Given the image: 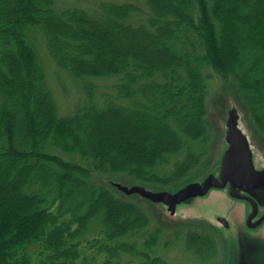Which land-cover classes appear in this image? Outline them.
Masks as SVG:
<instances>
[{
	"label": "trees",
	"instance_id": "1",
	"mask_svg": "<svg viewBox=\"0 0 264 264\" xmlns=\"http://www.w3.org/2000/svg\"><path fill=\"white\" fill-rule=\"evenodd\" d=\"M142 1L0 0V264H165L159 231L111 182L176 190L210 169L211 71L264 132V0ZM31 29L82 82L72 114L57 111ZM108 77L98 98L91 79ZM215 229L188 228L185 250L214 259Z\"/></svg>",
	"mask_w": 264,
	"mask_h": 264
},
{
	"label": "rangeland",
	"instance_id": "2",
	"mask_svg": "<svg viewBox=\"0 0 264 264\" xmlns=\"http://www.w3.org/2000/svg\"><path fill=\"white\" fill-rule=\"evenodd\" d=\"M101 1L109 0H55L59 8L82 7L86 10L97 8ZM111 1H130L136 3V5H138L144 11L146 9V6L144 5L142 0ZM31 30V34L29 32V39L36 47L40 57L43 58L41 59L46 69L47 83L56 103L57 111L60 115L72 114L75 106L81 104L85 98V92L82 82H75L66 72L56 66L47 52L42 32L38 29ZM211 74L212 78L209 80L208 96L206 100L207 117L214 128V132L218 133V139L216 138L211 150L212 154L210 157V161L212 165L210 169H213L215 164H217L219 155L225 148L223 134L225 130L227 111L231 107H235L237 109L239 115V127L248 136L249 142L252 146L253 158L256 167H263L264 132L261 131L258 126L249 118L245 109L241 106L237 95V87L235 81L231 77L221 79L212 71ZM91 81L93 82V84L95 83L98 86L99 98L101 97L102 93H111L113 91L112 88L116 79L108 77L95 80L91 79ZM202 175L200 176V178L202 177ZM96 180L102 181L101 183H107L108 177L97 175ZM115 180L125 185H132L130 183H125L123 181L124 179L120 180L119 178ZM222 192H220V195H218L216 193V190H213V192L208 194V196L197 197L189 204L178 205L175 216H170L166 212L164 206L142 200L137 195H129L131 196L129 197L128 195H125L121 192L120 193L124 196H128L127 199H130L134 203H138V205L143 208L144 212L149 217V227H147L148 232L151 230L159 231L160 239L157 252L158 255H160L165 260V264H224V262L226 264L227 251L232 247L231 244L229 246V243L227 242L230 230H225L222 225L217 222V218L219 216L224 217L228 221L231 228L232 223L233 225H235V227H239L241 224L239 221L241 209L243 213L244 209L243 204L238 203V209L240 208V210L236 214L235 205L237 204V202L241 201L233 200L229 197L226 198L225 196L221 197ZM208 224H213V226L216 228L215 231L217 232V234H219L220 239H223L224 251H221L219 253L217 252V256L210 261H200L192 256L187 250H185L183 234L187 231L188 228H206V226H209ZM263 229L264 224L261 226V228H245V232H248L251 236L256 237L262 235L261 233ZM216 238L218 240L217 236ZM143 239L144 236L141 237L138 241L141 243ZM262 239L264 241V235ZM221 240L219 241V246L222 245ZM235 240H238L236 236L234 238V243H236Z\"/></svg>",
	"mask_w": 264,
	"mask_h": 264
},
{
	"label": "water",
	"instance_id": "3",
	"mask_svg": "<svg viewBox=\"0 0 264 264\" xmlns=\"http://www.w3.org/2000/svg\"><path fill=\"white\" fill-rule=\"evenodd\" d=\"M223 141L225 148L221 151L214 170L210 169L201 178L190 181L176 190L151 189L140 184L125 185L117 181H112L111 184L125 195H137L151 203L164 206L170 216L176 215L177 206L180 204H189L197 197L208 196L213 190L220 195V192L227 189V193L222 192L221 197L249 202L252 211L246 218V226L258 227L264 221V214L255 221L252 219L257 214V198L264 197V167L258 168L254 163L252 146L248 136L239 127V115L235 107L227 111ZM238 203L240 202L235 205L236 214L240 210ZM243 219L242 209L239 227H235L232 223L231 228L224 217L217 218V222L225 230H230L227 242L232 247L227 251L226 264H264L262 239L264 229L261 233L262 237L251 236L245 232ZM235 236L238 238L235 240L236 243H234Z\"/></svg>",
	"mask_w": 264,
	"mask_h": 264
},
{
	"label": "flooded vegetation",
	"instance_id": "4",
	"mask_svg": "<svg viewBox=\"0 0 264 264\" xmlns=\"http://www.w3.org/2000/svg\"><path fill=\"white\" fill-rule=\"evenodd\" d=\"M224 191L227 193V189H224ZM257 200H258V203L256 204L257 205V214L252 219L253 221L257 220L260 216H262L264 214V197H258ZM239 201H241L240 203L243 204V209H244L243 226L245 228H248L246 226V218H247L248 214L252 211V206L249 202H247L245 200L240 199ZM263 224H264V221L258 227H255V228H261V226ZM255 228H252V229H255ZM248 229H251V228H248ZM263 249H264V247H263Z\"/></svg>",
	"mask_w": 264,
	"mask_h": 264
}]
</instances>
